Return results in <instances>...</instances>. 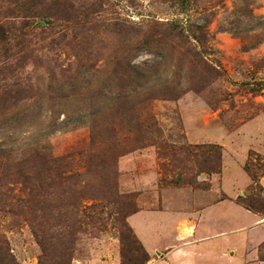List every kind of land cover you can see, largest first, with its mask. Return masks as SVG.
I'll use <instances>...</instances> for the list:
<instances>
[{"label": "rangeland", "instance_id": "rangeland-1", "mask_svg": "<svg viewBox=\"0 0 264 264\" xmlns=\"http://www.w3.org/2000/svg\"><path fill=\"white\" fill-rule=\"evenodd\" d=\"M123 222L264 264V0H0V264H121Z\"/></svg>", "mask_w": 264, "mask_h": 264}, {"label": "trees", "instance_id": "trees-1", "mask_svg": "<svg viewBox=\"0 0 264 264\" xmlns=\"http://www.w3.org/2000/svg\"><path fill=\"white\" fill-rule=\"evenodd\" d=\"M178 26L179 24H176V26L170 28L171 34L175 38L183 37L184 28L181 27L178 29ZM36 237L43 251V254L40 256V264H65V262L58 261V259H55L56 261L52 258L48 259L46 244L43 243L38 232H36ZM119 240L121 244V264H146L148 262L150 259L149 252L128 223H122ZM5 245L6 241L4 240L0 244V260H2L1 255H4V251L7 248ZM9 259H13V257L11 256ZM46 260H49V263H46Z\"/></svg>", "mask_w": 264, "mask_h": 264}, {"label": "crops", "instance_id": "crops-1", "mask_svg": "<svg viewBox=\"0 0 264 264\" xmlns=\"http://www.w3.org/2000/svg\"><path fill=\"white\" fill-rule=\"evenodd\" d=\"M222 201H224V199H219L218 200V202L217 203H220V202H222ZM143 210V209H142ZM142 210H140L139 212H141ZM249 212V211H248ZM138 213V212H137ZM137 213H135V214H137ZM252 213V212H251ZM252 214H254V213H252ZM134 215V214H133ZM133 215H131L130 217H129V223L131 222V217L133 216ZM254 215H256V214H254ZM258 221V220H257ZM131 224V223H130ZM138 236L140 237V239H141V235L138 233ZM205 236L204 235H201V234H198V223H197V225H196V228H195V231H194V234H193V236H191L188 240H189V245H192V244H194V243H196V242H200V241H202L203 240V238H204ZM142 240V239H141ZM173 248H171V250H172ZM171 250H169V252L168 253H170L171 252ZM148 251V250H147ZM149 252V254L150 255H152V253H150V251H148ZM186 257V259H182V260H178V261H171V262H167L166 261V263H164V262H162L163 260H165V258L163 259V260H160V261H158L156 264H194V262L192 263V262H189V260L191 259V257H189L188 256V254H187V256H185ZM189 257V258H188ZM149 261V260H148Z\"/></svg>", "mask_w": 264, "mask_h": 264}]
</instances>
